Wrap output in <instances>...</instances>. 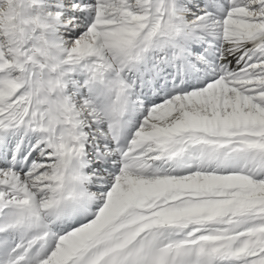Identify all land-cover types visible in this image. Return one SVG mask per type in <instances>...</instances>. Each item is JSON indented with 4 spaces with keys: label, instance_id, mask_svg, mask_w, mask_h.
I'll use <instances>...</instances> for the list:
<instances>
[{
    "label": "snow or ice",
    "instance_id": "6c2138e0",
    "mask_svg": "<svg viewBox=\"0 0 264 264\" xmlns=\"http://www.w3.org/2000/svg\"><path fill=\"white\" fill-rule=\"evenodd\" d=\"M0 264H264V0H0Z\"/></svg>",
    "mask_w": 264,
    "mask_h": 264
}]
</instances>
